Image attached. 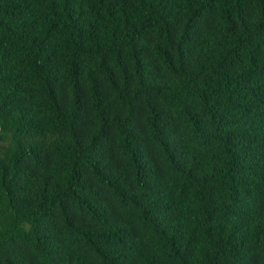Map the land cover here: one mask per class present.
I'll use <instances>...</instances> for the list:
<instances>
[{"label":"trees","instance_id":"trees-1","mask_svg":"<svg viewBox=\"0 0 264 264\" xmlns=\"http://www.w3.org/2000/svg\"><path fill=\"white\" fill-rule=\"evenodd\" d=\"M0 264H264V0H0Z\"/></svg>","mask_w":264,"mask_h":264}]
</instances>
